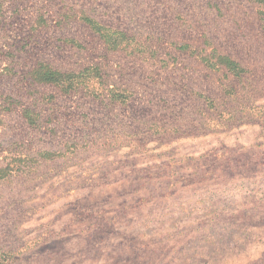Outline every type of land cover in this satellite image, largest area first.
<instances>
[{"label":"rangeland","instance_id":"1","mask_svg":"<svg viewBox=\"0 0 264 264\" xmlns=\"http://www.w3.org/2000/svg\"><path fill=\"white\" fill-rule=\"evenodd\" d=\"M0 171V264H264V0H0Z\"/></svg>","mask_w":264,"mask_h":264},{"label":"trees","instance_id":"2","mask_svg":"<svg viewBox=\"0 0 264 264\" xmlns=\"http://www.w3.org/2000/svg\"><path fill=\"white\" fill-rule=\"evenodd\" d=\"M109 31H111V30H109ZM108 37V35L106 34V35H103V37L104 38H106L107 40H108V42H109V39L107 38ZM114 40H116V39H114ZM115 42V41H114ZM184 46H186V45H184ZM187 47H188V45H187ZM203 61H205L206 63H207V65L209 64V65H214V63L215 64H221V63H223V64H228V65H230V68H232V67H235V65H234V63L231 61V63L229 62V60H228V58L225 56H223V57H220L219 59H218V61H214V58L213 59H209L208 57H206V58H204L203 59ZM51 72H52V70H50ZM48 78V77H47ZM75 79H72V80H69L70 81V83L68 84V85H66L65 83H63V86L61 87L62 88V90H65V91H67V90H70V88L72 89V88H75L77 85H74V81ZM72 82V83H71ZM72 84V85H71ZM4 175H5V172L4 171H0V180L2 179V178H4Z\"/></svg>","mask_w":264,"mask_h":264}]
</instances>
